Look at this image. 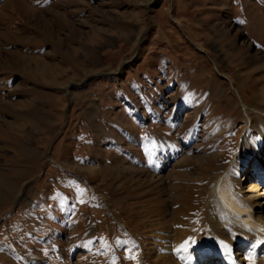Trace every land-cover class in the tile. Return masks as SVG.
<instances>
[{"label":"rangeland","instance_id":"1","mask_svg":"<svg viewBox=\"0 0 264 264\" xmlns=\"http://www.w3.org/2000/svg\"><path fill=\"white\" fill-rule=\"evenodd\" d=\"M254 131L264 0H0V264H157Z\"/></svg>","mask_w":264,"mask_h":264},{"label":"bare ground","instance_id":"2","mask_svg":"<svg viewBox=\"0 0 264 264\" xmlns=\"http://www.w3.org/2000/svg\"><path fill=\"white\" fill-rule=\"evenodd\" d=\"M245 127L247 134L257 130L252 119ZM254 132L256 143L249 135L242 141L248 158L244 163L253 161L252 169L242 172L235 163L228 168L207 197L203 232L198 225L172 229L162 240L165 247H158L157 264H264V131ZM204 195L202 187L194 191L199 201ZM147 211L148 219L154 217L152 209ZM154 237L152 233L148 239Z\"/></svg>","mask_w":264,"mask_h":264},{"label":"crops","instance_id":"3","mask_svg":"<svg viewBox=\"0 0 264 264\" xmlns=\"http://www.w3.org/2000/svg\"><path fill=\"white\" fill-rule=\"evenodd\" d=\"M39 239L42 240L39 242L41 244V246L47 245V243H46L47 239L45 238V236L43 238L39 237ZM27 245L24 246L26 248L21 253L16 252V250H15V252L13 253L12 256L7 254V253L6 254L8 256H11L12 259L18 260L21 264H51V261L48 258L34 259V258H31L30 256H28L26 253H29V254L31 252L33 253L35 251V248H34V246L31 247V246H27ZM5 252H7V250Z\"/></svg>","mask_w":264,"mask_h":264},{"label":"snow or ice","instance_id":"4","mask_svg":"<svg viewBox=\"0 0 264 264\" xmlns=\"http://www.w3.org/2000/svg\"><path fill=\"white\" fill-rule=\"evenodd\" d=\"M240 23H243V21H240Z\"/></svg>","mask_w":264,"mask_h":264}]
</instances>
